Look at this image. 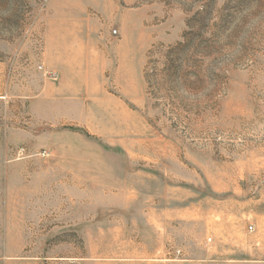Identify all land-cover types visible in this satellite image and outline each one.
<instances>
[{"label": "rangeland", "instance_id": "rangeland-1", "mask_svg": "<svg viewBox=\"0 0 264 264\" xmlns=\"http://www.w3.org/2000/svg\"><path fill=\"white\" fill-rule=\"evenodd\" d=\"M0 264H264V0H0Z\"/></svg>", "mask_w": 264, "mask_h": 264}]
</instances>
